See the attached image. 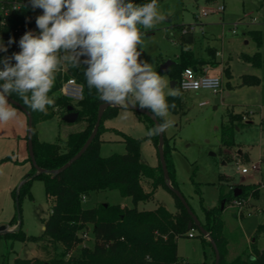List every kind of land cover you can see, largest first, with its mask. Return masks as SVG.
<instances>
[{
  "label": "rangeland",
  "instance_id": "1",
  "mask_svg": "<svg viewBox=\"0 0 264 264\" xmlns=\"http://www.w3.org/2000/svg\"><path fill=\"white\" fill-rule=\"evenodd\" d=\"M157 4L165 19L151 29L142 30L141 42L137 46L141 51L139 59L152 64L156 71L165 61L176 60L180 45L173 37L168 39L167 35L175 27L196 22L200 23L195 31L200 41L197 48H200L203 55L207 47L213 48L221 55L217 57V61L221 60L229 67L224 69L228 77L222 76L223 103L215 105V95L208 90L181 92L184 109L177 114L169 113L166 117L170 121V127L163 135L171 150L178 191L194 216L203 221V209H211L221 204L220 196L228 195L231 186L257 188V197H253L251 193L246 196L239 214L241 217H236L235 224L247 238L248 244L256 237L255 247L261 251L264 249V80L254 87L242 84L240 76L264 75V49L259 50L262 67L245 63L240 58L241 55L252 56L258 51L255 43L243 35L245 30L238 26L236 34L232 35L231 22L222 34L221 28L214 24L219 22V16L225 21L236 20L242 23L243 18L237 19L247 12H251L260 23L264 20V0H158ZM218 5L225 8L223 14H209L197 20L196 15L202 7ZM261 31L264 32V29ZM208 70V76H220V64L209 66ZM231 73L232 78H229ZM161 75L168 82V88L165 89L167 97L168 89L176 90L170 86L169 74ZM248 80L252 82L255 77ZM70 102L76 105V102ZM204 102L207 104L200 105ZM15 109V119L0 123V228H5L0 236L15 231L20 224L21 231L26 236L38 237L42 234L44 221L53 201L46 197L44 184L37 179L30 180L29 196L24 195L19 201L14 196L25 177L32 173L25 138L27 119L20 109ZM51 114V118L35 123L36 138L40 142L54 143L59 134L64 139L70 132L84 127L82 121L73 124L61 123L59 110L52 109ZM230 114L236 115L238 126L233 130V146L222 148L228 153L224 155L220 130L227 123ZM139 117L131 110L126 113L121 110L119 115L103 122L104 127L110 130L100 137L103 141L101 157L124 154L125 146L121 135H126L139 140L140 162L150 167L159 164L157 148L147 139V128ZM238 150L242 152V156L237 154ZM259 160L262 161L257 171L246 175L239 173L238 166L249 167ZM106 203L132 207L130 199L120 197L117 191L93 194L82 205L90 208ZM229 205L226 204L224 210V216L227 217L237 213V209ZM157 206H164L170 212L176 210L173 197L163 188H158L149 201L138 203L136 208L139 211H150ZM15 221L16 225H12ZM193 234V239L187 238L185 234L176 240L177 256L182 258L179 264H197L206 257H211V249L202 248L198 231L194 229ZM84 243L86 246L93 244L89 230L84 237ZM37 249L36 243L11 242L0 237V264H13L16 258H29L39 252Z\"/></svg>",
  "mask_w": 264,
  "mask_h": 264
},
{
  "label": "trees",
  "instance_id": "2",
  "mask_svg": "<svg viewBox=\"0 0 264 264\" xmlns=\"http://www.w3.org/2000/svg\"><path fill=\"white\" fill-rule=\"evenodd\" d=\"M132 2L141 4L146 0H132ZM35 17L34 10L25 6L5 17L0 13V39L7 47V52L0 53V56H11L13 52H18V40L25 31H38ZM183 29V26L175 27L172 33L167 35L168 39L173 37L180 45L179 55L165 71L171 77L170 81L175 83L173 88L178 93L166 97L170 105L169 113L173 114L181 112L185 107L179 89L183 70L188 67L200 69V66L217 64L214 58L215 52L210 48L207 49L210 56L208 60L194 56L191 49L195 41L194 35L188 31L182 33ZM248 35L259 49L262 45L260 32L250 31ZM9 38L13 40L10 46L7 43ZM83 59L84 57H81V60ZM242 59L254 67L262 66L258 52L252 56L242 55ZM61 66L65 67L66 73L62 76L59 71L56 72L55 83L49 92V95L54 97L55 104L48 107L46 112L33 111L16 93L9 96L31 115L34 160L35 164L44 171L58 170L81 149L93 130L98 106L107 103L100 100L94 88L87 87L83 76V65L73 67L70 64H62ZM157 72L162 74L159 70ZM225 74H228L226 70ZM68 78H73L82 87L83 98L76 105L59 94L62 80ZM248 78L252 77L243 76L242 84L251 86L259 83L256 78L252 82H249ZM68 106H72L73 111L78 113L77 121L84 122V127L79 131L70 132L64 139L59 134L54 143L38 141L35 123L51 118V110L54 108L59 110L61 121L67 113ZM120 109V107H109L104 111L93 141L80 158L61 173L57 175L40 173L33 176L35 169L32 166V173L25 177L14 195L16 200L19 201L24 195L29 196L30 180L37 179L43 182L45 195L53 201V204L44 221L40 236H26L21 231L20 224L15 231L0 236L6 241L37 245L39 252L36 255L16 258L13 264H179L182 262L177 256L176 240L189 231L197 229L194 225L192 229H187L191 217L167 188L160 163L156 167H150L140 162L139 140L126 135H121L125 146L124 154L100 156V136L106 131L103 122L116 117ZM137 115L147 129L154 126L149 117L138 113ZM155 118L157 122H161V118ZM236 126H238L237 117L230 114L227 123L222 125L220 130L221 149L233 146V130ZM147 139L157 148L158 135ZM223 149L222 153L227 155V150ZM163 154L168 181L172 188L178 190L171 150L166 145L164 135ZM158 188H163L171 194L176 210L170 212L164 206H157L150 211H139L136 205L149 201ZM235 189L240 190V194L236 197L233 196ZM105 191H117L120 197L130 199L132 207L107 203L90 208L83 207L84 200L93 194ZM257 192V188L253 186H231L228 195L220 196L221 202L224 203L223 209L220 208L221 204L211 209H203L204 220L200 224L216 245L219 264H264V250L260 251L255 247L256 237L248 244L241 229L235 224L237 213H233L230 217L224 216L226 204L234 200H245L250 193L253 197H257ZM16 223L15 221L12 225ZM88 230L93 239L91 246H86L84 243V235ZM199 237L202 248L211 249L210 242L200 234ZM199 264H213V261H203Z\"/></svg>",
  "mask_w": 264,
  "mask_h": 264
},
{
  "label": "clouds",
  "instance_id": "3",
  "mask_svg": "<svg viewBox=\"0 0 264 264\" xmlns=\"http://www.w3.org/2000/svg\"><path fill=\"white\" fill-rule=\"evenodd\" d=\"M33 10L37 32L25 31L18 52L0 56V123L16 118L9 96L16 93L33 111L54 106L49 95L62 64L83 65L89 89L101 101L119 106L125 113L133 107L148 109L161 118L145 135L153 137L170 127L165 89L168 82L152 64L138 58L143 32L165 19L157 0L135 4L132 0H27ZM8 45L13 43L9 38ZM7 47L0 39V53ZM81 57H84L81 60ZM178 93L168 89L167 95Z\"/></svg>",
  "mask_w": 264,
  "mask_h": 264
},
{
  "label": "built area",
  "instance_id": "4",
  "mask_svg": "<svg viewBox=\"0 0 264 264\" xmlns=\"http://www.w3.org/2000/svg\"><path fill=\"white\" fill-rule=\"evenodd\" d=\"M30 7L27 1L24 0H0V13L3 17L18 11L21 7ZM224 7L222 5H218L216 7H202L198 14L196 15L197 20L201 17L207 16L209 14H220L222 13ZM36 16L41 14L42 10L35 9L34 10ZM4 21V20H3ZM2 21V23H3ZM255 20H251V24H254ZM247 25V23H240L239 21H235L231 23L230 31L232 34L236 33V29L238 26ZM200 26V23H192L190 25H184L182 33L188 32H195L197 27ZM58 71L63 76L66 73L65 67L61 66ZM208 68L202 67L200 69H194L188 67L183 70L180 76L179 81V89L181 92H197L199 90H208L213 95H217L221 91L222 81L220 76H208L207 75ZM59 94L70 100L78 103L83 98V91L82 87L73 79L68 78L64 79L61 82V86L59 89ZM205 103H201L200 105H204ZM264 161V157L262 158ZM262 160H259L256 163H252L249 167L238 166L237 169L240 174L246 175L251 171H257L259 169V164ZM231 189V187L229 188ZM244 200H234L230 203V207L237 209V215L242 211ZM86 235V234H85ZM84 235V237H85ZM188 238L194 237L193 230L187 233Z\"/></svg>",
  "mask_w": 264,
  "mask_h": 264
},
{
  "label": "water",
  "instance_id": "5",
  "mask_svg": "<svg viewBox=\"0 0 264 264\" xmlns=\"http://www.w3.org/2000/svg\"><path fill=\"white\" fill-rule=\"evenodd\" d=\"M171 65H172L171 61H166L165 63L160 65L159 72L162 73V74L165 73V71ZM170 86L173 87L174 86V82H171ZM8 99H9V102L13 106H15L16 108L20 109L25 114L26 119H27V134H26L27 152H28V156H29L30 162H31L32 166L35 169V174L33 176H35L37 174H40V173H47V174L57 175V174L61 173L62 171H64L66 168H68L72 163H74L78 158H80V156L86 151V149L88 148L90 143L95 138L104 111L107 108H109V107H119V106H113V105H111L109 103L100 104L98 106L96 121H95L93 130L90 133V135L87 138V140L85 141V143L83 144V146L81 147V149L68 161L67 164H65L64 166H62L58 170H56V171H44V170L40 169L35 164V160H34L33 146H32V118H31V115L18 102L14 101L11 98H8ZM222 101H223V99H222ZM218 102H219V98H215L214 99V104L217 105ZM130 110L133 111V112H136L138 114L144 115L146 117H149L153 121L154 124L157 123L156 118L153 117L151 115V113H149L145 109H140L138 107H133ZM77 119H78V113L73 111V107L72 106H68L67 107V113L61 118V121L64 122L65 124H73V123H75L77 121ZM157 155H158V160H159V163H160V166H161V170H162V173H163V177H164V179L166 181L167 188L180 201V203L183 205V207L185 208V210L188 213V215L191 217V221L188 223L187 229L188 230L192 229V226L194 225L196 227L197 231L199 232V234L202 235L203 237H205L210 242L211 249H212L213 254H214L213 264H219V254H218V250L216 248V245L210 239L208 234L204 231V229L202 228V226L200 224V221L194 216V214L190 210V207L188 206V204H187L186 200L184 199V197L181 195V193L178 190L172 188V186L170 185V183L168 181V173H167L166 163H165L164 154H163V133L158 135ZM239 194H240V190L235 189L233 196L236 197ZM223 207H224V203L222 202L221 205H220V208L223 209ZM4 229H5L4 227H1L0 228V232L4 231Z\"/></svg>",
  "mask_w": 264,
  "mask_h": 264
},
{
  "label": "crops",
  "instance_id": "6",
  "mask_svg": "<svg viewBox=\"0 0 264 264\" xmlns=\"http://www.w3.org/2000/svg\"><path fill=\"white\" fill-rule=\"evenodd\" d=\"M224 10H225V8L223 9V11H222V13H220V14H223V12H224ZM218 16H219V14H218ZM243 18V22L244 23H247V25H241V27L245 30L244 31V33H243V35L246 37V38H248V39H251L250 38V36L248 35V32H250V31H259L260 32V34H261V36H262V45H261V47L258 49L257 47V52L260 54V52H259V50L260 49H264V32L263 31H261V30H263L264 29V20H262V21H260V23H258V19L255 17V16H252V13L251 12H247V13H243V16L241 17V18H238L237 20H239V19H242ZM252 19H254L255 20V22H254V24H251V20ZM257 19V20H256ZM169 21V20H168ZM233 21H236V20H227V21H225L224 19H223V17L222 16H219V22H217V23H215L214 25L215 26H217V27H220L221 28V31H222V34L224 33V30L228 27V25L227 24H230L231 22H233ZM213 25V24H212ZM184 26V25H183ZM238 28V27H237ZM259 28L261 29V30H259ZM237 30V29H236ZM232 34V33H231ZM236 34V33H235ZM235 34H232V35H235ZM193 35H194V39H195V41H194V44L191 46V49H192V51H193V53H194V56L196 57V58H202V59H204V60H208L209 58H210V56H209V54L207 53V49L209 48V47H207L206 49H205V54L203 55L201 52H200V48L198 47L197 48V45H198V43H200V41H199V39L196 37V34H195V32H193ZM252 40V39H251ZM245 44H247V41H245ZM210 49H212L214 52H215V50L213 49V48H210ZM256 52V53H257ZM214 58H215V61L218 63V64H220V70H219V73H220V77H221V81H222V76L223 75H225L226 76V74H225V70L224 69H226V68H229L226 64H224V63H222V61L220 60V62H218L217 61V57H219V56H221L218 52H215L214 53ZM241 59H242V55H241V57H240ZM243 60V59H242ZM169 61H171V60H169ZM244 61V60H243ZM166 62V61H165ZM164 62V63H165ZM171 62H173V61H171ZM245 63H248V62H246V61H244ZM250 64V63H249ZM162 65V64H161ZM262 65H263V61H262ZM201 68L202 67H205V68H208L209 69V66L208 65H204V66H200ZM260 67H262V66H260ZM208 72H209V70H208ZM230 72H231V70H230ZM216 76V75H215ZM243 76H248V77H255L256 79H258L259 80V83L257 84V85H252V86H254V87H256V86H258V85H260L261 84V81H263L264 80V75H262L261 77H258V76H255V75H253V74H251V75H246V74H244V75H242V76H240V79H241V81H242V77ZM226 77H228V76H226ZM229 78H232V73H231V76L229 77ZM172 81H170V83H171ZM175 84V83H174ZM173 88V87H172ZM223 93V88H221V91H220V93H218L217 95H215V98H219V102H218V104L217 105H219V104H221V103H223V101H224V99L221 97V94ZM219 94H220V96H219ZM222 99H223V101H222ZM205 104H207V102H204ZM55 110H57L56 108H54ZM263 110H264V108H263ZM262 110V111H263ZM120 111H121V109L119 110V112H118V114L117 115H119V113H120ZM105 129H106V131H109L110 129L109 128H106V127H104ZM105 131V132H106ZM104 132V133H105ZM101 137V136H100ZM25 138H26V136H25ZM101 140V139H100ZM102 140H101V144H102ZM100 148H101V146H100ZM237 154L239 155V156H242V152L240 151V150H238L237 151ZM125 199H128V198H125ZM121 207H124V206H126V204H121L120 205ZM127 207V206H126ZM200 222H202V221H200ZM187 236V235H186ZM195 237V236H194ZM194 237H192V238H189V239H193ZM188 238V237H187ZM244 238H245V240H247V238L244 236ZM254 241V239H251V243ZM247 242V241H246ZM261 250H264V249H261ZM209 256H210V254H209ZM213 256H214V254L212 255V251H211V257H209L208 259H207V257H206V259H204V261H207V262H211V261H213L214 259H213ZM182 259V258H181ZM213 259V260H212ZM201 262H203V261H201ZM201 262H199V263H201ZM199 263H197V264H199Z\"/></svg>",
  "mask_w": 264,
  "mask_h": 264
}]
</instances>
